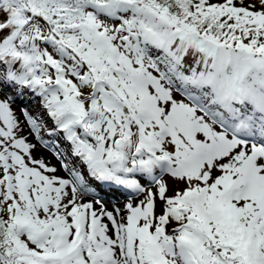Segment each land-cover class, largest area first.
I'll return each instance as SVG.
<instances>
[{"label":"snow or ice","instance_id":"6c2138e0","mask_svg":"<svg viewBox=\"0 0 264 264\" xmlns=\"http://www.w3.org/2000/svg\"><path fill=\"white\" fill-rule=\"evenodd\" d=\"M0 264H264V0H0Z\"/></svg>","mask_w":264,"mask_h":264},{"label":"bare ground","instance_id":"6f19581e","mask_svg":"<svg viewBox=\"0 0 264 264\" xmlns=\"http://www.w3.org/2000/svg\"><path fill=\"white\" fill-rule=\"evenodd\" d=\"M21 103L23 104V102H22V101H21ZM25 104H28V102H27V103H25ZM49 158H50V159H52V162H53V163H56L55 159L51 157V154H50V153H49ZM110 195H111V194H110Z\"/></svg>","mask_w":264,"mask_h":264},{"label":"rangeland","instance_id":"374dc122","mask_svg":"<svg viewBox=\"0 0 264 264\" xmlns=\"http://www.w3.org/2000/svg\"><path fill=\"white\" fill-rule=\"evenodd\" d=\"M23 102V101H22Z\"/></svg>","mask_w":264,"mask_h":264}]
</instances>
